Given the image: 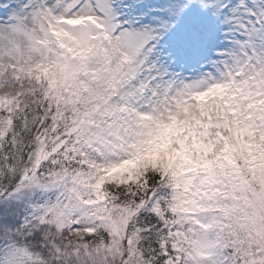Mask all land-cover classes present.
Wrapping results in <instances>:
<instances>
[{
	"label": "snow or ice",
	"instance_id": "snow-or-ice-1",
	"mask_svg": "<svg viewBox=\"0 0 264 264\" xmlns=\"http://www.w3.org/2000/svg\"><path fill=\"white\" fill-rule=\"evenodd\" d=\"M0 264H264V0H0Z\"/></svg>",
	"mask_w": 264,
	"mask_h": 264
}]
</instances>
